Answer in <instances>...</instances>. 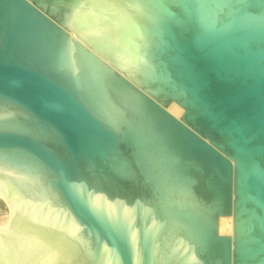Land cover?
I'll return each instance as SVG.
<instances>
[{
  "label": "water",
  "instance_id": "95a60500",
  "mask_svg": "<svg viewBox=\"0 0 264 264\" xmlns=\"http://www.w3.org/2000/svg\"><path fill=\"white\" fill-rule=\"evenodd\" d=\"M0 264H264V0H0Z\"/></svg>",
  "mask_w": 264,
  "mask_h": 264
},
{
  "label": "bare ground",
  "instance_id": "6f19581e",
  "mask_svg": "<svg viewBox=\"0 0 264 264\" xmlns=\"http://www.w3.org/2000/svg\"><path fill=\"white\" fill-rule=\"evenodd\" d=\"M167 109L176 117H180L184 112L183 108L176 102H172ZM233 217L232 215L221 216L219 219V231L220 233L232 234Z\"/></svg>",
  "mask_w": 264,
  "mask_h": 264
},
{
  "label": "rangeland",
  "instance_id": "374dc122",
  "mask_svg": "<svg viewBox=\"0 0 264 264\" xmlns=\"http://www.w3.org/2000/svg\"><path fill=\"white\" fill-rule=\"evenodd\" d=\"M184 110V109H183ZM222 235H232V234H228V233H220Z\"/></svg>",
  "mask_w": 264,
  "mask_h": 264
}]
</instances>
